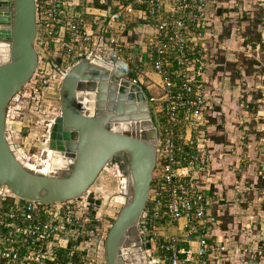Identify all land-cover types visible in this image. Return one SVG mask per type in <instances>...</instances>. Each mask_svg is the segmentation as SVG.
Returning a JSON list of instances; mask_svg holds the SVG:
<instances>
[{"label": "built area", "instance_id": "obj_1", "mask_svg": "<svg viewBox=\"0 0 264 264\" xmlns=\"http://www.w3.org/2000/svg\"><path fill=\"white\" fill-rule=\"evenodd\" d=\"M98 1L105 6L100 13L93 7L81 10L77 0H36L35 73L63 79L75 61L90 56L129 71L145 87L160 131L141 226L149 262L264 264L259 244L264 241V217L257 237L251 221L244 228L247 235L238 241L224 231L219 234L211 208L220 201L205 194L196 177L209 169V116L221 105L209 89L207 73L217 66L218 49L228 47L214 26L221 0ZM137 11L140 22L155 31L130 41V22H137ZM238 38L242 40L241 34ZM150 70L157 80L148 76ZM11 112L12 107L7 128ZM89 215L87 196L48 205L2 187L0 264H108L103 254L109 230L99 226V212L95 227Z\"/></svg>", "mask_w": 264, "mask_h": 264}, {"label": "water", "instance_id": "obj_2", "mask_svg": "<svg viewBox=\"0 0 264 264\" xmlns=\"http://www.w3.org/2000/svg\"><path fill=\"white\" fill-rule=\"evenodd\" d=\"M36 11V0H0V189L8 187L19 198L48 205L87 196L95 227L103 200L91 187L117 161L127 176L126 200L107 233V262L151 264L141 226L160 131L147 91L122 68L84 56L65 72L60 87L61 117L51 147L55 156L67 160L66 168L40 173L17 156L7 128L8 110L38 67ZM126 124L136 134L118 129Z\"/></svg>", "mask_w": 264, "mask_h": 264}, {"label": "rangeland", "instance_id": "obj_3", "mask_svg": "<svg viewBox=\"0 0 264 264\" xmlns=\"http://www.w3.org/2000/svg\"><path fill=\"white\" fill-rule=\"evenodd\" d=\"M231 5L234 10L230 14V17L226 19V22L229 23L231 21L229 28L236 27L237 33L235 37L238 40L239 34L243 35L244 31L243 23L240 22V11L238 9L257 12L260 7H264V0H231ZM238 28L240 29L238 30ZM262 34L264 39V27L262 28ZM230 45L228 47H231L235 54L240 52L239 44L235 46L233 43H230ZM248 55L252 57L254 55L260 64L256 66L253 74L242 76L243 78L238 80L240 84L237 85L235 82L234 85L236 86L225 89L227 94H223L222 100H218L221 101V111L226 103V114L222 112V114L218 115L217 120L223 124L222 127L225 132L227 131L232 134L231 141L233 140V143L236 145L240 144L241 141L243 143L254 141V138L251 139L249 136L244 139L239 137L240 130L243 131V126L240 125L248 124L247 131L249 133L262 131V127L264 128V49L260 47L249 52ZM243 70L245 69L243 68ZM230 71L234 75L235 70L230 69ZM127 75L132 80L131 74ZM61 83L62 79L59 76L52 77V75H46L42 77L40 73H35L29 83L21 90L19 98L11 105L12 112L9 118L8 132L11 136L12 144L18 149L17 154L22 156H20V159L22 158L24 163L32 165L34 170L40 173H44L42 169L47 162L53 164V156L51 157L49 152L51 150L54 151L51 147L52 134L59 124L58 121L61 117ZM249 104L252 105L249 106ZM254 104L256 107H253ZM258 109L263 111V114L260 116L258 115ZM225 123L228 126H225ZM119 128L122 132L136 134V131L130 124H126L123 128L120 126ZM257 133L259 134L260 132ZM118 163L117 161L110 163L91 187V191L96 194L97 198L103 200L100 208L101 222L99 226L104 225L103 227L105 229L108 228V230L126 200L127 176L121 171ZM54 171L50 169L45 174ZM256 197H258L257 202L253 201L250 206L248 204L252 201H249L247 205L249 210L254 213L253 216H256L254 219L263 218L264 192L255 193V195L251 192V194L247 195L248 200L255 199ZM103 256L104 259H107L106 245ZM238 262L236 261V264Z\"/></svg>", "mask_w": 264, "mask_h": 264}, {"label": "crops", "instance_id": "obj_4", "mask_svg": "<svg viewBox=\"0 0 264 264\" xmlns=\"http://www.w3.org/2000/svg\"><path fill=\"white\" fill-rule=\"evenodd\" d=\"M77 7L83 11L93 7L97 13H100L105 8L98 0H77ZM136 16L137 22H130L131 32H134L132 36H129L130 41H137L142 33L151 34L155 31L153 25L140 22L139 11H137ZM88 19L92 21L93 17L89 16ZM216 21L220 25L221 30L227 23L226 18L224 19L223 16ZM231 43L235 46L238 45V42L235 40L231 41ZM229 50L235 54L231 47H229ZM214 69L215 67L213 66L207 72L210 79ZM148 76L155 80L158 79V76L152 72V70H150ZM145 80L148 79L145 78ZM224 94H227V92L224 91ZM225 105L222 111L220 108V110L215 112V117L222 114V112L226 114ZM262 114L263 111L258 109V115L260 116ZM228 123L230 124V122ZM222 126L223 124H221L219 120L210 122L207 128L209 137L215 134L220 140L215 141L214 138L210 137L209 146L207 148L208 153H206V155L210 153L211 157L209 169L207 171H201L196 177L198 178L199 185L203 192L215 199V201H220L215 202L211 208L214 216L218 218V215L228 213L230 215H235L237 221L249 223V217L247 215L251 211L248 205L251 206L253 201L257 202L258 197L248 200L247 193L252 190V185L256 183L259 173H261L260 169L264 151V128L262 127V131H253L249 133L247 131L248 124L240 125L243 126V131L240 130L239 137L244 139L249 136L251 139L254 138V141L249 143L246 141V143H243L239 140L241 143L236 145L233 143V140L231 141L232 134L227 131L226 133ZM225 126L228 125L225 123ZM257 132L260 133L258 134ZM242 134H244V136H242ZM247 188L250 189L247 190ZM99 213H101V209H99ZM252 217L253 216H251V218ZM218 232L219 234H223V230Z\"/></svg>", "mask_w": 264, "mask_h": 264}, {"label": "trees", "instance_id": "obj_5", "mask_svg": "<svg viewBox=\"0 0 264 264\" xmlns=\"http://www.w3.org/2000/svg\"><path fill=\"white\" fill-rule=\"evenodd\" d=\"M222 6L218 9L217 14L221 17L226 15V19L230 17V14L234 9H232L231 0H221ZM240 11V22L243 23V35L242 40L240 41L236 39L235 35L237 33L236 27H230L231 21L229 23H226L221 30L220 25L215 20L214 26L215 30L217 31L219 37V41L227 43V45H230L231 41L235 40L239 44L240 52L233 54L229 47L227 48H219L218 52L214 55V60L217 63V66L214 69V72L212 73L210 83H209V89H211L213 93V98L216 100H222L223 90L227 89L228 87H234V83L240 84L238 80L243 78L242 76L251 75L256 70V66L260 64L258 59L253 55L249 56L248 53L254 51L259 46L264 49V39L262 34V28L264 27V7H260L259 11H249V10H242L238 9ZM219 20V19H217ZM248 23V24H247ZM247 24V25H246ZM241 28V26H239ZM238 28V30L240 29ZM240 35V34H239ZM249 51V52H246ZM236 55V56H235ZM243 68L245 70H243ZM230 69L235 70L234 75H232V72ZM127 72V70H126ZM127 74H131L129 71ZM132 80H136V77L130 75ZM236 78H238L236 80ZM211 87V88H210ZM145 88V87H144ZM224 88V89H222ZM220 97V98H219ZM258 99V98H257ZM252 104H249L251 106ZM221 106V105H220ZM220 106H214L211 109V115L209 116V121H217V117H215V113L217 110H220ZM253 107H256L254 104ZM219 112V111H218ZM211 138H214L215 141H219L220 138L216 137V135L212 134L210 135ZM210 137L207 132V147L209 146ZM264 151H263V157H262V167L260 169L258 179L254 185H252V190L247 193V195L251 194V192L258 194L264 192ZM226 214V215H225ZM222 215H218V222L221 230L224 231V233H229V235L233 236L234 240L238 241L242 238H245L247 235V232L245 231V225L247 222H241L237 221L235 215L225 213ZM253 212L251 211L247 216L249 217V222H253L254 225L257 227V229L253 230V235L257 237L260 228V223L262 221V217H259L257 219H254L256 216H253ZM261 215V214H260ZM251 216H253L251 218ZM263 216V215H262ZM261 218V219H260ZM261 247L264 248V241L259 243ZM146 249V245H145ZM256 260H260V256H257ZM61 264H66V260H64Z\"/></svg>", "mask_w": 264, "mask_h": 264}, {"label": "bare ground", "instance_id": "obj_6", "mask_svg": "<svg viewBox=\"0 0 264 264\" xmlns=\"http://www.w3.org/2000/svg\"><path fill=\"white\" fill-rule=\"evenodd\" d=\"M120 129V128H119ZM50 156L52 157L53 156V164L50 163V162H47L45 164V167L42 169L44 173H48V171L50 169L52 170H62L64 168H66V166L68 165V162L67 160H65L64 158L62 157H57V156H54V151H50L49 152ZM17 156L19 157L20 159V156L17 154ZM22 157V156H21ZM26 157V156H25ZM22 159V158H21ZM23 160V159H22ZM31 162V161H30ZM35 164V163H34ZM26 166H28L29 168L31 169H34L32 165L28 164V163H25Z\"/></svg>", "mask_w": 264, "mask_h": 264}, {"label": "flooded vegetation", "instance_id": "obj_7", "mask_svg": "<svg viewBox=\"0 0 264 264\" xmlns=\"http://www.w3.org/2000/svg\"><path fill=\"white\" fill-rule=\"evenodd\" d=\"M153 117H154V116H153ZM154 119H155V118H154ZM111 163H112V162H111ZM117 163H118V162H117ZM118 164H119V163H118ZM109 165H110V164H109ZM109 165H108V166H109ZM108 166H107V167H108ZM143 247H144V246H143Z\"/></svg>", "mask_w": 264, "mask_h": 264}]
</instances>
